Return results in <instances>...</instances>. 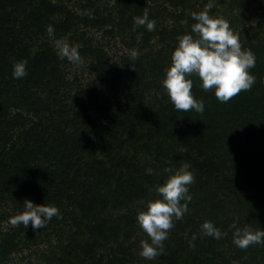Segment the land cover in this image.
I'll use <instances>...</instances> for the list:
<instances>
[{
  "label": "trees",
  "instance_id": "1",
  "mask_svg": "<svg viewBox=\"0 0 264 264\" xmlns=\"http://www.w3.org/2000/svg\"><path fill=\"white\" fill-rule=\"evenodd\" d=\"M12 1L15 10L23 4V0ZM254 1L258 6L256 13L254 11L255 24L238 34L242 49H250L256 56L255 67L250 69L256 77L251 90L242 91L229 102L221 103L213 91L203 90L198 77L192 75L189 77L193 80L192 93L196 99L204 101L203 113L175 110L167 94L163 95L160 103L168 105L163 106L161 113L145 121L135 120L136 111L131 106H127V110L119 107L103 125L84 126L81 131L79 142L99 148L98 157H85L82 148L74 142L70 144L66 137H63L62 149L48 145L44 136L38 142L23 139L28 147L12 144L8 152L2 148L1 202L4 203L2 195H12V204L15 205L12 212L15 215L18 214L16 211H21L25 200L38 205H54L61 215L59 218L54 216L41 229H33L30 224L25 228L19 224L1 234L0 264H18L9 257L11 252L12 255L19 254L38 245H46L47 248L42 253L34 252L36 262L28 260L26 264H233L234 261L238 264H264V244L240 249L232 242L233 229L230 227L238 217V226L264 230V157H258L264 154V0ZM251 4H254L252 0L251 3L246 2V5ZM154 11L150 19H157L164 27L162 32L177 44V37L189 33L191 25L196 22L191 18V12L200 10H186L175 16L176 25L169 31L165 28V21L168 16L172 18V14L166 9ZM216 11L217 15L227 13ZM211 13V16H217ZM244 13L241 14V23ZM42 16L38 15L36 22L39 23ZM243 35H249V38L243 41ZM158 84L157 90L164 92L160 81ZM3 104H0L1 138L14 129L13 123L12 128L8 124L10 121L6 124L1 121L7 117ZM144 127L153 134H185L192 143H197L183 157L191 165L190 169L201 174L189 186L192 201L188 205L191 215L187 227L191 226L190 232L186 235L184 226L173 227L163 242L164 254L154 260L132 253L142 240L150 242L137 224L136 215L141 210L138 202L152 199L151 193L155 191L153 182L157 176L154 171L146 175L147 166L141 165L140 160L125 148L127 140L124 136H135ZM200 143L211 145L212 150L206 156L199 153ZM238 147L243 160L239 163V174L234 177L226 173L227 161L223 151L233 148L236 151ZM194 152L198 158L192 157ZM38 162L42 164L34 166ZM131 206L137 209L131 211L130 216H118L122 208ZM61 208L71 211L62 212ZM206 220L212 221L226 235L219 240L203 235L200 226ZM124 229L126 232L122 238L125 243L119 244L118 237ZM193 235L197 236L195 248H190L189 241ZM134 236L136 239L132 241ZM112 238L117 239L116 243L109 246ZM19 261L23 262V259Z\"/></svg>",
  "mask_w": 264,
  "mask_h": 264
},
{
  "label": "rangeland",
  "instance_id": "2",
  "mask_svg": "<svg viewBox=\"0 0 264 264\" xmlns=\"http://www.w3.org/2000/svg\"><path fill=\"white\" fill-rule=\"evenodd\" d=\"M252 1L254 4L246 5L251 0H213L210 12H227L216 15L232 22L231 28L241 34L255 24L254 14L258 6ZM12 2L3 0L0 3V104L4 103L7 110V117L1 121L4 124L10 121L8 124L12 128L13 123L14 129L2 138L0 135V152L2 148L8 152L12 144L28 147L22 142L23 139L38 142L41 136L48 139V145L62 149L63 137H66L70 144L74 142V145L82 148L85 157H98L99 148L87 142L81 144L78 140L84 126L103 125L119 107L127 110V106H131L136 111L135 120L145 121L161 113L163 106L168 105L160 103L166 93L157 88L164 78L165 68L171 63L173 47L177 44L162 32L164 27L157 19L155 30L148 31L145 26H134V17L141 16L144 9L149 11V16L156 9H166L172 14V18L168 16L165 21V28L169 31L176 25L175 16L186 10L201 11L209 0H23L16 10ZM242 13L245 17L243 23ZM38 15H43L39 23L36 22ZM49 25L53 27V33L47 31ZM248 38L249 35L242 36L243 41ZM58 39L80 45L83 65L78 66L58 57L54 46ZM132 49L140 52L135 60L131 58ZM24 59L28 61V74L22 79H14L13 64ZM136 65L139 67L134 69ZM143 129L135 136H124V140H127L125 148L140 160L141 165L145 164L147 169L155 172L157 177L153 186H156L168 176L163 169L179 168L186 162L183 154L194 149L197 143H192L185 134H153L148 128ZM1 130L7 131L8 128ZM198 149L203 156L212 150L211 145L207 146L206 143H200ZM195 152L193 158L197 155ZM239 152L240 147L236 151L234 148L223 151L227 161L226 173L234 177L239 174V163L243 160ZM263 155L261 153L258 157ZM40 163H34V166ZM190 171L194 179L201 175L195 169ZM201 180L205 181L203 178ZM2 196L0 235L15 226L11 223L15 216V212H12L15 206L12 195ZM151 197L159 198L155 191ZM220 198H223L221 194ZM136 209L133 206L122 208L118 216H130V212ZM61 211L70 213L71 210L61 208ZM190 215L189 211L183 219L174 220V228L184 226L188 235L191 226L187 227V220ZM125 232L124 229L118 237L119 244L125 243L122 238ZM135 239L134 236L132 241ZM116 240L112 238L109 246L115 245ZM46 248V245L32 246L19 254L12 255L11 252L9 257H13L18 264H26L28 260L34 263L37 259L34 252L42 253ZM139 250L140 246L132 253L139 255ZM21 258L23 262L19 261Z\"/></svg>",
  "mask_w": 264,
  "mask_h": 264
},
{
  "label": "clouds",
  "instance_id": "3",
  "mask_svg": "<svg viewBox=\"0 0 264 264\" xmlns=\"http://www.w3.org/2000/svg\"><path fill=\"white\" fill-rule=\"evenodd\" d=\"M213 0L199 12H191V18L196 21L191 25V31L177 37V46L171 54V63L164 70L162 87L174 109L181 112L194 110L197 113L205 111V103L198 100L192 93L195 75L200 80V87L214 92L221 103L229 102L242 91H249L256 83V77L250 73L255 67L256 56L250 49H242L239 35L231 28L230 23L222 17H213L210 10ZM188 23L187 20L184 21ZM134 26H145L148 31H154L156 21L150 19L149 11L144 9L141 16L134 17ZM47 31L53 33L52 26ZM55 49L60 59H67L75 65H83L84 58L80 55L79 44H70L65 39L55 41ZM133 60L140 56L136 49L131 50ZM27 59L14 62L12 75L14 79L27 76ZM191 165L183 163L179 168L166 167L168 173L162 184L155 186L159 198L141 200V208L136 215V222L146 233L149 240L140 242L139 255L146 260H154L165 252L164 241L168 239L169 231L174 227V220L183 219L189 211L188 205L192 201L189 186L194 183V174L190 171ZM149 174L152 169L146 170ZM59 209L54 205L35 204L25 200L21 211L11 219L13 225L23 224L33 229L46 226L54 216L60 217ZM237 217L230 225L233 229L232 242L240 249H247L251 245L264 244V230H253L245 225L238 226ZM205 236L221 239L226 233L215 224L204 221L200 226ZM193 235L189 247L195 248ZM233 264H238L234 261Z\"/></svg>",
  "mask_w": 264,
  "mask_h": 264
}]
</instances>
